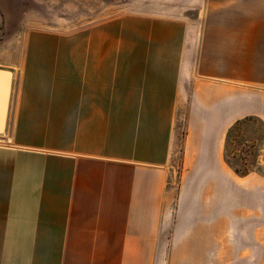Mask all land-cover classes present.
<instances>
[{
  "label": "crops",
  "instance_id": "0c3cea01",
  "mask_svg": "<svg viewBox=\"0 0 264 264\" xmlns=\"http://www.w3.org/2000/svg\"><path fill=\"white\" fill-rule=\"evenodd\" d=\"M199 8V46L184 49L199 92L195 105L185 100L189 145L222 135L226 119L246 111V100L226 107L224 88L264 87V0H200ZM37 37L43 48L25 35L2 65L0 264H151L162 153L174 137L171 120L162 122L161 83L176 82L177 64L166 76L159 61L65 50L63 30ZM202 156L197 165H208ZM208 230L192 240L203 253L220 243Z\"/></svg>",
  "mask_w": 264,
  "mask_h": 264
},
{
  "label": "rangeland",
  "instance_id": "374dc122",
  "mask_svg": "<svg viewBox=\"0 0 264 264\" xmlns=\"http://www.w3.org/2000/svg\"><path fill=\"white\" fill-rule=\"evenodd\" d=\"M199 5L200 0H0V79L9 80L2 71L5 52L23 36L43 48L46 41L37 36L62 30L65 50H113L114 63L159 61L166 76L177 64L176 82L161 83L162 122L171 120L174 137L162 153L160 244L151 264H264V101H256L264 98V87L224 88L226 107L246 100V111L233 112L222 135L188 143L185 100L195 105L199 92L185 75L184 49L186 43L199 46ZM5 123L1 118L0 126ZM200 155L208 165H197ZM190 159L194 164L186 165ZM217 220L225 242L203 253V245L192 240L207 223L215 237L211 224Z\"/></svg>",
  "mask_w": 264,
  "mask_h": 264
},
{
  "label": "bare ground",
  "instance_id": "6f19581e",
  "mask_svg": "<svg viewBox=\"0 0 264 264\" xmlns=\"http://www.w3.org/2000/svg\"><path fill=\"white\" fill-rule=\"evenodd\" d=\"M230 192H233V191H229L228 192H225V195L227 196V198L230 200L231 202V196H230ZM231 207H232V203H231ZM212 227L211 228H215V232L213 234H215L216 236L213 237V236H209V239L210 240H214L215 242H225V235L223 234V224H219L218 223V220L216 221V223L214 224H211ZM209 228H210V225H209ZM210 230V229H209ZM208 230V231H209ZM201 234V233H200ZM203 236V235H202Z\"/></svg>",
  "mask_w": 264,
  "mask_h": 264
}]
</instances>
